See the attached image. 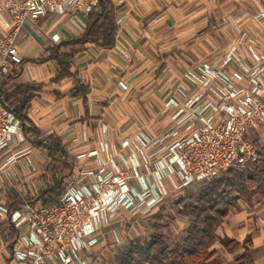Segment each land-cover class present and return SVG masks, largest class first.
<instances>
[{
	"label": "crops",
	"instance_id": "0c3cea01",
	"mask_svg": "<svg viewBox=\"0 0 264 264\" xmlns=\"http://www.w3.org/2000/svg\"><path fill=\"white\" fill-rule=\"evenodd\" d=\"M4 1L0 0V33L11 19ZM113 2L118 7L114 45L104 49L88 43L71 68L89 86L87 112L82 97L68 94L72 78L51 82L56 70L52 58L55 48L84 32V14L47 13L26 21L17 38L22 63L14 81L43 82L42 91L31 100L28 115L43 135L61 138L73 173L95 168L97 158L106 159L105 146L125 156L122 140L139 133L150 137L159 134L168 121L165 102L171 97L186 98L194 89L196 82L187 72H198V65L212 61L227 45H236L229 70L252 64L255 55L264 58V0ZM19 150L7 168L0 170V203L6 207H22L26 200L39 204L36 180L49 161L24 136L23 140L13 138L11 150L1 156L0 165ZM163 182L171 192L172 183L168 179ZM125 214L103 227L97 245L113 241L112 228L123 237L127 219L135 216ZM216 233L240 243L248 237L250 259L244 264H264V201L255 199L247 205L239 200ZM211 249L212 258L219 264H237L234 256L243 250L228 251L220 241ZM0 264H17L1 241Z\"/></svg>",
	"mask_w": 264,
	"mask_h": 264
},
{
	"label": "built area",
	"instance_id": "2783aa9c",
	"mask_svg": "<svg viewBox=\"0 0 264 264\" xmlns=\"http://www.w3.org/2000/svg\"><path fill=\"white\" fill-rule=\"evenodd\" d=\"M97 3L5 0L11 19L0 33V85L22 62L17 38L26 21L47 13L86 14ZM235 53V43L229 44L212 61L198 65V72L188 71L194 89L186 98L165 102L168 121L159 134L122 140L125 156L105 146L108 157L97 158L93 169L72 172L57 202L43 207L26 200L18 208L0 203V217L16 230L12 254L17 264H91L103 227L122 213L152 211L168 194L164 179L180 189L210 181L231 167L250 169L260 158L254 135L264 130V58L255 55L252 64L229 70ZM14 137L24 138L21 122L0 101V158L11 150ZM20 151L7 156L0 170ZM110 232L112 243H120L121 234L115 228Z\"/></svg>",
	"mask_w": 264,
	"mask_h": 264
},
{
	"label": "trees",
	"instance_id": "16d2710c",
	"mask_svg": "<svg viewBox=\"0 0 264 264\" xmlns=\"http://www.w3.org/2000/svg\"><path fill=\"white\" fill-rule=\"evenodd\" d=\"M117 11L118 7L113 0H98L97 5L84 14V32L60 42L52 56L56 70L51 82L58 83L64 78H72L68 94L71 97H82L85 112L89 86L83 84L71 68L75 58L86 49L88 43L104 49L114 45ZM21 63L0 85V101L19 118L27 141L49 159L37 184V200L40 206L45 207L58 201L66 188V178L72 174L74 166L61 138L54 134L43 135L29 117L31 100L40 94L43 82H15L21 71ZM200 183L195 200L185 205L184 212L189 222L180 238L169 240L163 234L153 232L143 242L131 240L114 264H219L212 258L214 250L211 246L216 241H220L228 251L242 247V252L235 255L234 260L237 264L248 261L251 244L248 237L240 243L234 239L220 238L216 230L239 200L247 205H252L255 199L264 201V144L260 158L250 169L231 167L212 180ZM15 237L16 230L9 220L0 219V241L10 254Z\"/></svg>",
	"mask_w": 264,
	"mask_h": 264
},
{
	"label": "rangeland",
	"instance_id": "374dc122",
	"mask_svg": "<svg viewBox=\"0 0 264 264\" xmlns=\"http://www.w3.org/2000/svg\"><path fill=\"white\" fill-rule=\"evenodd\" d=\"M254 136L261 150L264 144V130ZM37 182H39V177L36 180ZM200 184L195 183L180 189H172L162 201V204L157 205L152 211L128 218V224L121 242H105L97 245L90 256V263L114 264L117 256L129 241L143 242L153 232H159L169 240L180 238L183 229L189 222V217L184 212L185 205L195 200L196 191Z\"/></svg>",
	"mask_w": 264,
	"mask_h": 264
}]
</instances>
